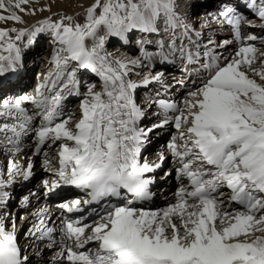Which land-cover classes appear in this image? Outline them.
Instances as JSON below:
<instances>
[{
    "label": "bare ground",
    "instance_id": "1",
    "mask_svg": "<svg viewBox=\"0 0 264 264\" xmlns=\"http://www.w3.org/2000/svg\"><path fill=\"white\" fill-rule=\"evenodd\" d=\"M104 1L91 0L86 9L78 12L68 10L74 25L81 20L86 23L87 16L94 14L97 21L89 30L80 26L84 33L87 30L85 37L81 32L68 34L73 38L66 35L61 38L64 31L42 29L43 25L10 29L20 36L26 33L28 37L24 38L29 44L23 48L22 57L17 55L19 61L13 63L12 70H7L4 63L0 65L1 80L13 75L11 81L0 84V132L14 131L26 124L39 126L44 117L40 115L38 103L47 96L69 98L73 87L81 88L83 81L88 85L83 93L84 108L78 109L83 101L80 99L69 115L52 126L53 131L61 132L65 138L63 143L59 141L56 146L50 143L46 148L41 165L49 164L43 172H51L40 181L33 172L38 159L30 161L32 154L11 149V142L0 138V245L3 238L10 239L13 251L23 261L21 264H51L48 260L62 264L78 252L81 258H94L99 246L87 250L80 247L84 243L80 241L64 252L63 245L49 243L43 236L49 227L43 219L47 189L55 183L62 184L64 168L89 156L91 160L104 159L119 165L141 162L145 183L154 185L155 193L150 208H120L92 223V237L108 229L118 232L126 229L130 243L148 252L153 264H215L233 257H237L233 264H241V255H257L255 250L264 248V209H237L231 202L232 190L227 187L232 186L229 179L246 174L253 185L264 183V96L255 94L250 98L256 112H247V118L240 111L225 117L217 111L219 104L209 99L208 91L222 63L224 68L217 72L220 77H232L229 75L236 72L243 81L264 93V0L243 2L237 13L229 10L230 6L226 11L219 10L220 0H150L124 25H111L112 16L102 15ZM12 5V0H0V9L4 10L0 13L20 18ZM213 5V9L207 10ZM199 7L206 11L194 17L196 28L187 25L186 18ZM63 10L66 9L53 8L51 13ZM237 19L242 21L238 28L244 37L242 47H238L232 37ZM113 35H117L118 44L109 48ZM156 41L158 45L153 51L149 45ZM34 44L50 46L45 50L44 62L39 65L37 84L27 89L35 73L36 52L26 61L23 57L34 50L29 47ZM132 44L140 49L139 54L130 52L135 50ZM248 58L250 63L245 74L249 78L239 67L241 60ZM191 63L194 64L191 73L181 72L183 65ZM139 65L146 70L141 73ZM169 65L175 67L168 71L165 67ZM188 77L189 83H195L191 84L192 90L183 91L182 84ZM131 107L135 109L134 125L142 145L138 158L126 145L125 138L132 118ZM240 107L242 105L229 110L236 111ZM151 124H157V130L149 135ZM46 133L40 132L39 136ZM201 137L208 139L209 145L215 144L213 150H227L225 165L217 171L216 177L221 183V193L217 201L210 204L176 203L172 193H163L162 187L174 185L172 175L184 159L193 157L195 166H201L199 148L208 147L207 143H198ZM120 142L126 145L121 156ZM111 156L116 158L114 162ZM167 156L169 164L163 170ZM53 176L55 181L50 184ZM20 177L24 193L15 198L20 188L19 184L13 185V181ZM163 195L164 201H161ZM34 197H41L36 205ZM77 198L72 190L60 189L54 200H63L61 206L77 205L80 204ZM11 208L17 211V217H10ZM9 224L12 227L9 228ZM255 264L263 263L260 259Z\"/></svg>",
    "mask_w": 264,
    "mask_h": 264
},
{
    "label": "rangeland",
    "instance_id": "2",
    "mask_svg": "<svg viewBox=\"0 0 264 264\" xmlns=\"http://www.w3.org/2000/svg\"><path fill=\"white\" fill-rule=\"evenodd\" d=\"M31 0H12V3H14V5H12L15 8V11L19 13L20 18H16L12 15L10 16H5V14L0 13V65L2 63L5 64L4 67H6L7 70H12V66L14 65L13 63H15V61H19L17 60V55L19 54L21 57L24 54V47H28L27 45L28 43V39L24 38V37H28L27 34H23L22 36H20L19 33L15 34L12 32V30H10L13 27H17V26H29V25H37L38 27H40L41 25H43L42 29H50V30H57V31H64V33H62V37L64 38V36L66 35L69 38H73L71 36H69L68 34H78L83 32L84 30L82 29V27L80 26H86L85 29L89 30V28H91V26L93 25L94 22H96L97 20H95L94 18V14L92 15H88L87 19L90 20V23L88 22L89 20H86L87 25L85 23V21L81 20L78 22H75V25L72 23L73 21L71 20V16L67 13L68 10L71 12H78L79 10L82 9H86V7H88L91 4V0H85L84 2H82V0H33L32 3H30ZM66 1H68L67 3H65ZM150 0H105L104 1V9L102 11V15L103 14H109L112 16V22L111 25H124L127 22H129L130 20H132V16L133 14L141 9L142 7H144ZM124 2V3H123ZM71 6L73 9H71ZM53 8H57V9H61L64 8L66 10H63L62 12L59 13H51V10ZM214 5L212 7H208L207 10L213 9ZM34 9V10H33ZM206 9V8H205ZM4 11L3 9H0V12ZM206 10H204V7H199L196 11H194L192 14L188 15V17L185 20V23H187V25H194L195 28L197 26L194 17H196L197 15L201 14L202 12H205ZM9 17V18H7ZM42 21V23H41ZM37 30V28H35ZM34 29V30H35ZM48 29V30H49ZM33 30V31H34ZM87 30L85 31V33H87ZM32 31V32H33ZM31 32V33H32ZM67 32V33H65ZM85 33L83 32L82 37H85ZM52 34V33H50ZM30 36V35H29ZM220 39H222V37H220ZM264 39V38H262ZM116 41V42H115ZM118 42L117 40V35H113V41L111 42V46L110 47H115V45H117L116 43ZM159 42V41H158ZM133 47H135V50L130 51L132 54H139L140 49L137 47V45L132 44ZM158 45L157 41L154 42L152 45L153 51H155V47ZM217 45H219V42L217 43ZM49 44H42L39 46H36V44L29 46L34 47L33 51L27 52L24 57L23 60L26 61L27 59L30 58L31 54L36 52V60L33 61L34 64H36L35 70H34V74L35 77H33V82H31V84L35 83L37 78H38V69H39V65H41L44 62V55H45V50L49 47ZM39 47V49L37 51H35V49ZM111 50V49H109ZM23 52V54H22ZM7 53V54H6ZM14 53L13 57H6L9 54ZM247 55H251V53L247 52ZM40 56V58H39ZM39 58V59H38ZM22 60V61H23ZM249 63H250V58L248 59H242L241 62L239 63V67H240V72H242L243 74H245V71L248 69L249 67ZM223 67L222 63H221V68L219 70H221ZM1 70V69H0ZM138 70L141 71V73L143 71L146 70L145 67H142V65L138 66ZM215 71L214 76L212 77V82L211 85L209 86V93L208 96L209 99L212 98V103H218L220 108L217 110L221 113L225 114V117L231 114H239L240 112L243 113V117L247 118L248 113L247 112H251L254 113L256 112V108H253L251 106H253L251 104V100L250 98H253L255 94L259 95V96H264V93L261 89H259L258 87H255L253 84H251L248 81H243L239 74L234 72V74H231L229 76L232 77H228V75L226 77H220L217 72L219 71ZM243 70V71H242ZM5 73V72H4ZM3 73V74H4ZM0 74H2V72H0ZM10 74V73H9ZM72 75V74H70ZM3 76V75H1ZM246 77L249 78V75H246ZM4 81H1L0 78V84L3 83ZM255 82V81H254ZM31 84L29 85V87L27 89H31ZM37 84V82H36ZM35 84V85H36ZM141 84H148V83H141ZM140 84V85H141ZM82 87L81 88H87V86L85 87V85H88V83H86L85 81L82 83ZM135 85V84H134ZM139 85V86H140ZM138 86V89H139ZM84 89V91H85ZM1 90V89H0ZM211 93V94H210ZM138 94V93H137ZM238 96H241L242 99H237ZM142 97H144L142 95ZM249 100V102L247 100ZM83 100V99H82ZM72 105V103H71ZM75 105V104H74ZM238 110L235 111V109L233 110H229L231 108L234 107H239L241 106ZM240 111V112H238ZM246 111V112H245ZM246 114H245V113ZM175 120V119H174ZM172 124V123H170ZM152 127H150L149 130V135L153 133L154 130H157V124H151ZM160 132V131H158ZM157 140V139H155ZM174 158V157H171ZM169 156H167L165 162H163V166L162 169L164 170V168H167V164H169ZM144 163V161H142ZM41 164H42V160L41 162H37L36 168L33 170V172L36 174V176H38V180L39 179H43L46 175H48L47 172H51V171H46L43 172V168L41 169ZM166 174V173H165ZM162 178H160L161 180ZM40 181V180H39ZM55 181L54 176L51 178V182L50 184H52ZM22 180L21 177L17 180L13 181V185H17L19 184V192L18 194H15V198H19L20 195H22L24 192L20 187ZM164 188V186L162 187V189ZM32 189V188H31ZM35 189H33L32 191H34ZM164 190V189H163ZM29 190L26 189V193ZM165 191H163L164 193ZM41 198V197H39ZM34 199V205L37 204V201ZM13 211L14 209L11 208ZM10 209V210H11ZM12 211V212H13ZM12 212H9L10 217H17V211L13 212L14 214H12ZM10 224H9V228H10ZM12 227V226H11ZM14 239V238H13ZM14 247L16 246L15 243ZM260 251V252H259ZM259 251L255 250V253L257 255H241V257H239V259L241 260V264H255L258 262V260L261 259V263L264 264V248L260 247ZM237 257H233V258H225V259H221L220 261H218L215 264H230V263H235L237 259H235ZM248 259V260H247ZM224 262V263H223Z\"/></svg>",
    "mask_w": 264,
    "mask_h": 264
},
{
    "label": "flooded vegetation",
    "instance_id": "3",
    "mask_svg": "<svg viewBox=\"0 0 264 264\" xmlns=\"http://www.w3.org/2000/svg\"><path fill=\"white\" fill-rule=\"evenodd\" d=\"M35 198V200L38 202L41 198H39V197H34Z\"/></svg>",
    "mask_w": 264,
    "mask_h": 264
}]
</instances>
